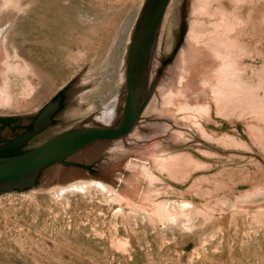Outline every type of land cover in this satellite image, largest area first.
Returning <instances> with one entry per match:
<instances>
[{
  "label": "rangeland",
  "instance_id": "1",
  "mask_svg": "<svg viewBox=\"0 0 264 264\" xmlns=\"http://www.w3.org/2000/svg\"><path fill=\"white\" fill-rule=\"evenodd\" d=\"M143 1L0 0V38L10 24L39 35L42 3L62 7L61 16L77 26L57 35L60 44L49 38L51 46L42 47L38 63L64 81L55 92H5L0 70V115L34 116L63 88L64 102L23 151L90 122L97 109L87 110L90 101L119 98L125 79L114 62L127 53ZM190 12L191 0L159 87ZM262 35L247 36L245 53L236 56L231 95L208 89L191 109L178 92L160 93L137 134L100 159L96 172L72 180L99 179L114 190L56 192L69 181L0 193V264H264Z\"/></svg>",
  "mask_w": 264,
  "mask_h": 264
},
{
  "label": "bare ground",
  "instance_id": "2",
  "mask_svg": "<svg viewBox=\"0 0 264 264\" xmlns=\"http://www.w3.org/2000/svg\"><path fill=\"white\" fill-rule=\"evenodd\" d=\"M43 5L45 3L40 5L42 7L36 8L41 10L37 14L38 23H36V28L41 31L39 35L32 31L23 34L16 28L12 29L13 24H10L0 38V70L4 75H2L1 84L5 92L8 90L14 92V89L19 88L18 92L23 91L28 95L32 90L42 88L43 92L47 91L48 94L55 92L63 85L64 81L61 84L57 83L56 77L48 73L46 66L38 63V60L42 58V47L51 46L52 40L49 38L54 40L52 45L55 42L60 44L57 35H62L64 28L68 30L77 26H73L70 18L61 16L62 7L59 10L56 6L48 8L45 5L46 8ZM50 22L52 23L49 24ZM258 31L262 32L264 42V0H191L187 30L183 43L169 68V78L159 84V87L156 84L157 77L139 118L147 117V113L154 109L160 93L165 91L178 92L183 99L191 101V107L188 105L191 109L194 108L192 105L204 99L208 89L217 97L231 95L234 91L231 83L234 82L232 76L236 72V56H242L245 53L246 41L255 36ZM131 35L129 40L125 38L128 46ZM127 53L114 62L118 66L120 81L126 79ZM262 57L264 58V53ZM156 85L158 89L154 92ZM117 99V96H113L105 103L90 101L87 110L95 107L97 109L86 125L97 126L100 123L112 125L116 116ZM172 124L176 126L175 123L172 122ZM93 187L114 190L109 184L92 178L78 179L57 186L55 189L62 194L68 191H85Z\"/></svg>",
  "mask_w": 264,
  "mask_h": 264
},
{
  "label": "water",
  "instance_id": "3",
  "mask_svg": "<svg viewBox=\"0 0 264 264\" xmlns=\"http://www.w3.org/2000/svg\"><path fill=\"white\" fill-rule=\"evenodd\" d=\"M189 0H145L131 35L116 116L112 125L97 124L64 129L25 152L0 158V193L62 184L96 172L97 162L127 137L135 134L140 112L151 89L183 36ZM52 97L34 116L0 115L18 119L30 130L0 146V151L21 146L51 122L60 105ZM57 97V98H56ZM14 133L0 125V142ZM67 162V163H66ZM66 163V164H65ZM111 173L114 168L110 169Z\"/></svg>",
  "mask_w": 264,
  "mask_h": 264
},
{
  "label": "flooded vegetation",
  "instance_id": "4",
  "mask_svg": "<svg viewBox=\"0 0 264 264\" xmlns=\"http://www.w3.org/2000/svg\"><path fill=\"white\" fill-rule=\"evenodd\" d=\"M58 97V94L56 93V95ZM56 97V98H57ZM55 98V97H54ZM59 102H64V96H59ZM0 120V125L3 126V129H7L8 131H10L11 133H14V135H12L10 138H8V140L4 141V142H0V146L9 143L10 141H12L14 138H16L17 136L21 135L22 133H24L27 130L31 129L32 126V122L35 119V117L33 118V120L30 121V124L27 125V127L22 128L21 127V123L18 122V119H13V118H4ZM22 146V145H21ZM21 146H17V147H13V148H9L3 151H0V158L3 157H9L12 155H16L23 151ZM67 163V162H66ZM65 163V164H66Z\"/></svg>",
  "mask_w": 264,
  "mask_h": 264
},
{
  "label": "trees",
  "instance_id": "5",
  "mask_svg": "<svg viewBox=\"0 0 264 264\" xmlns=\"http://www.w3.org/2000/svg\"><path fill=\"white\" fill-rule=\"evenodd\" d=\"M59 92H61V91H59ZM59 92L57 93V94H59ZM3 118L2 117H0V120H2Z\"/></svg>",
  "mask_w": 264,
  "mask_h": 264
}]
</instances>
